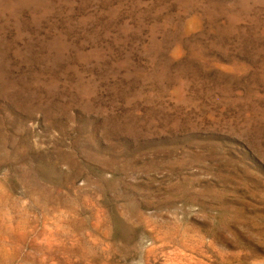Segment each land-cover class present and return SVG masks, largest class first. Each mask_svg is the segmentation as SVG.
<instances>
[{"label":"rangeland","instance_id":"rangeland-1","mask_svg":"<svg viewBox=\"0 0 264 264\" xmlns=\"http://www.w3.org/2000/svg\"><path fill=\"white\" fill-rule=\"evenodd\" d=\"M0 264H264V0H0Z\"/></svg>","mask_w":264,"mask_h":264}]
</instances>
